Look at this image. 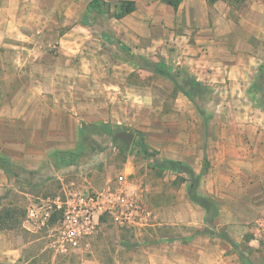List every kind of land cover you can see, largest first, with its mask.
Listing matches in <instances>:
<instances>
[{
	"label": "rangeland",
	"instance_id": "rangeland-1",
	"mask_svg": "<svg viewBox=\"0 0 264 264\" xmlns=\"http://www.w3.org/2000/svg\"><path fill=\"white\" fill-rule=\"evenodd\" d=\"M87 1L0 0V157L12 164L10 171L0 167V212L13 209L18 220L0 231V264H243L228 242L212 234L223 230L255 264L264 261V64L245 97L221 96L229 88L203 96L195 88L198 110L188 119L167 110L164 125L153 113L147 120L141 115L128 120L136 141L145 140L164 155L189 153L195 161L197 148H180L175 138L198 139L204 130L209 170L200 192L217 207V213L214 207L204 213L187 195V176L156 167L136 141L129 150L114 144L119 129L96 123L101 119L94 118L95 80H109L112 61L135 55L111 32L119 3L81 16ZM35 64L48 69L41 78L31 74ZM156 84L172 91L169 80ZM182 85L189 89L186 78ZM36 90L50 91L52 146L39 144L35 131L15 127V106L36 119L38 99L31 94ZM189 121L195 125L180 127ZM209 185L213 192H207ZM116 187L139 201L137 218L121 225L104 214L88 249L61 252L59 213L44 224L28 219L30 207L45 206L44 214L45 204L65 192ZM163 253L170 257L163 259Z\"/></svg>",
	"mask_w": 264,
	"mask_h": 264
},
{
	"label": "crops",
	"instance_id": "crops-1",
	"mask_svg": "<svg viewBox=\"0 0 264 264\" xmlns=\"http://www.w3.org/2000/svg\"><path fill=\"white\" fill-rule=\"evenodd\" d=\"M91 1L93 0H88L82 6L81 16L86 13ZM101 1L135 2L134 12L121 19L112 18L111 25L113 36L135 56L130 59H119L117 62L112 61L109 80L96 79L98 90L94 91V101L98 110L94 118L101 119L96 123L114 124V127L119 129L116 133L133 132L135 137L132 144L136 141V132L129 127L131 124L128 120L131 121L134 116L141 115L140 119L147 120L153 113L152 117L157 116L153 120L158 122L160 120L162 125L165 124L168 111V114H174L181 118L180 120L188 119V115L190 118L191 114H197L198 109L194 100L195 90L198 88L203 96L207 94L212 96L210 92L213 90L223 91L229 88L231 91H226L225 95L221 96L240 98L258 81L264 64V0H237V2L183 0L177 8L163 0ZM34 69V73L31 74L36 72L40 78L44 75L43 72L46 70L47 73L48 70L38 64H35ZM185 78L189 89H185L186 87L182 85ZM156 80L157 83L160 80H169L173 86L172 91H168L164 86L158 87ZM193 82L199 84L197 89L191 84ZM228 82L229 86L226 87ZM31 94L38 99L36 119H32L28 114L22 115L21 109L15 106V127L35 131V135L40 139L39 144L52 146L53 132L48 121L51 120L54 109L49 100L50 91L36 90ZM23 103L25 100L21 99L20 106ZM68 110H62L61 113L63 117L71 120L73 115ZM81 117L84 118L85 115L81 114ZM121 123L123 125H120ZM193 124L195 125L190 121L183 122L180 127L190 128ZM61 129H64L63 125ZM156 129L160 133L159 125ZM183 138V136L179 139L175 138V145L180 148L184 146L197 148L199 161H195L191 154L183 151L174 156L164 155L162 151L164 157L161 158L160 149H152L147 141L137 140L136 143L144 142L151 151L157 152L156 157L160 161L175 160L187 163L196 174L200 175L205 160L209 162L207 153L203 150L207 143L205 132L203 130L201 138L198 139ZM184 140L191 143L185 145ZM19 142L22 144L21 138ZM62 151L66 153L72 150ZM51 155L52 153L49 154ZM127 169L131 168H125L123 174L127 175ZM205 176L203 174L200 181L198 190L200 195H202L200 190L206 189L203 185ZM187 183L189 187L188 180ZM213 190L214 185H209L207 192ZM187 195L189 197L188 191ZM196 207L206 213L205 208L197 203ZM162 257L167 259L170 256L163 253ZM249 258L255 264L252 258ZM259 264H264V261Z\"/></svg>",
	"mask_w": 264,
	"mask_h": 264
},
{
	"label": "built area",
	"instance_id": "built-area-1",
	"mask_svg": "<svg viewBox=\"0 0 264 264\" xmlns=\"http://www.w3.org/2000/svg\"><path fill=\"white\" fill-rule=\"evenodd\" d=\"M45 205L44 214L40 211L45 206L30 207L28 219L44 224L53 213H59L60 230L56 244L65 253L88 249L104 214L124 225L136 220L140 204L124 187H116L102 192H65L63 197L58 196Z\"/></svg>",
	"mask_w": 264,
	"mask_h": 264
},
{
	"label": "trees",
	"instance_id": "trees-1",
	"mask_svg": "<svg viewBox=\"0 0 264 264\" xmlns=\"http://www.w3.org/2000/svg\"><path fill=\"white\" fill-rule=\"evenodd\" d=\"M163 1L169 5H172L174 8H177L183 0H163ZM105 5H107L106 2H103L101 0H93L89 3L88 9L91 10L93 8H103ZM117 9L118 10H117V13L115 14V18L121 19L135 11V2L134 1H121L119 3V6H117ZM191 84L194 86V88L199 87L198 83L193 82ZM136 145L142 150L145 156L153 158L154 164L156 167L162 170H171L178 174L186 175L189 181L188 194H189L190 199L196 202L197 204H199L200 206H202L203 208H205L207 214L211 213V210L213 207L215 208V212L217 213L216 205L215 206L212 205V201L210 199L200 195V193L198 192L201 178L203 174H205L209 169L208 160H205L202 173L198 175L194 172V170L187 163H184L181 161H175V160L160 161L156 157L157 152L151 151L149 149V146L146 145L144 142H139ZM72 153L73 151L69 153H65V154L72 155ZM0 167L4 169L5 171H10L12 164L9 162L7 158L0 157ZM210 222L209 224L212 225V221ZM17 223H18V220L16 217V211H14L13 209L12 210L6 209L0 212V231L6 230V229H12L15 225H17ZM212 234L218 235L222 240L228 242L233 247V249L239 256L243 264H253L251 259L243 251L240 250L239 244L233 241L225 230H223V232L219 234L215 232L214 233L212 232Z\"/></svg>",
	"mask_w": 264,
	"mask_h": 264
},
{
	"label": "water",
	"instance_id": "water-1",
	"mask_svg": "<svg viewBox=\"0 0 264 264\" xmlns=\"http://www.w3.org/2000/svg\"><path fill=\"white\" fill-rule=\"evenodd\" d=\"M134 137L135 134L133 132L120 131L114 135L113 141L114 144H117L118 141L124 143V148L126 150H129L134 140Z\"/></svg>",
	"mask_w": 264,
	"mask_h": 264
}]
</instances>
